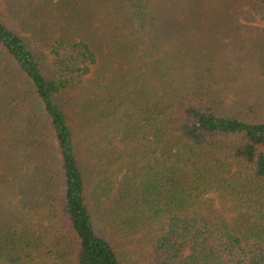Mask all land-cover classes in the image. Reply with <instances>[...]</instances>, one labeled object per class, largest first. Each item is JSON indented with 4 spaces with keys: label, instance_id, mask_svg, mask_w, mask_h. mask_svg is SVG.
<instances>
[{
    "label": "trees",
    "instance_id": "obj_1",
    "mask_svg": "<svg viewBox=\"0 0 264 264\" xmlns=\"http://www.w3.org/2000/svg\"><path fill=\"white\" fill-rule=\"evenodd\" d=\"M0 199V264H264V0H0Z\"/></svg>",
    "mask_w": 264,
    "mask_h": 264
},
{
    "label": "rangeland",
    "instance_id": "obj_2",
    "mask_svg": "<svg viewBox=\"0 0 264 264\" xmlns=\"http://www.w3.org/2000/svg\"><path fill=\"white\" fill-rule=\"evenodd\" d=\"M13 205L15 203V201L12 202ZM10 211L8 210L7 205L0 199V218L1 220L6 219L7 216H9Z\"/></svg>",
    "mask_w": 264,
    "mask_h": 264
}]
</instances>
